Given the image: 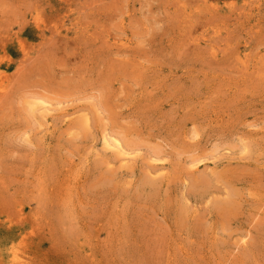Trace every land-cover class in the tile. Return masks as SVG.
<instances>
[{"label": "rangeland", "instance_id": "1", "mask_svg": "<svg viewBox=\"0 0 264 264\" xmlns=\"http://www.w3.org/2000/svg\"><path fill=\"white\" fill-rule=\"evenodd\" d=\"M0 264H264V0H0Z\"/></svg>", "mask_w": 264, "mask_h": 264}]
</instances>
